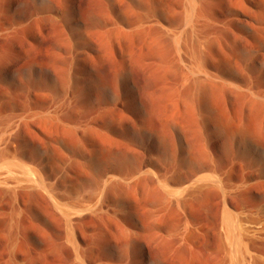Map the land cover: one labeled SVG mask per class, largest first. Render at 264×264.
Segmentation results:
<instances>
[{
    "label": "rangeland",
    "instance_id": "1",
    "mask_svg": "<svg viewBox=\"0 0 264 264\" xmlns=\"http://www.w3.org/2000/svg\"><path fill=\"white\" fill-rule=\"evenodd\" d=\"M238 130L264 137V0H0V264H226L194 184L244 216Z\"/></svg>",
    "mask_w": 264,
    "mask_h": 264
},
{
    "label": "bare ground",
    "instance_id": "2",
    "mask_svg": "<svg viewBox=\"0 0 264 264\" xmlns=\"http://www.w3.org/2000/svg\"><path fill=\"white\" fill-rule=\"evenodd\" d=\"M192 7L193 13H191V11L190 13L193 15L196 12L194 6ZM190 18L189 21H192ZM238 132L246 138L251 147L255 145L264 147V137L262 139L258 135L251 133L247 134V132L243 130H238ZM23 176L25 177L24 174ZM33 177L34 176H32V179ZM214 179L215 180L202 179V177L197 178L194 186L200 188L204 185H209L219 189L222 193L224 205L220 227L222 236L220 240L224 248L225 263L264 264V161L253 160L248 164L244 185L245 193L249 200V206L244 216L240 214L236 216V213L233 214L227 207V198L231 197L237 189L233 186H228V184H222L219 180H216L217 178ZM189 194L190 186H187L183 189V195L188 197Z\"/></svg>",
    "mask_w": 264,
    "mask_h": 264
}]
</instances>
